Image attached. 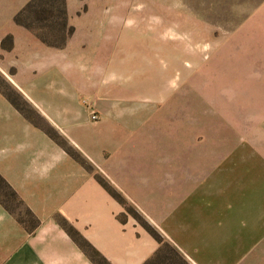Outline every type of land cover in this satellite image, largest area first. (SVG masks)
Wrapping results in <instances>:
<instances>
[{
	"label": "crops",
	"instance_id": "0c3cea01",
	"mask_svg": "<svg viewBox=\"0 0 264 264\" xmlns=\"http://www.w3.org/2000/svg\"><path fill=\"white\" fill-rule=\"evenodd\" d=\"M29 1L0 0V75L47 122H84L81 101L88 98L104 121L126 119L128 109L123 118L120 107H130L134 93L127 91V78L120 93L116 74L121 61L144 56L136 53V36L151 29L122 20L118 1L66 0L72 30L55 45L14 21ZM105 64L110 74L97 79ZM77 128L69 136L90 163L75 150L83 163L73 158L0 90V175L39 221L29 230L0 204V264H95L62 218L110 264H264L262 151L244 145L225 150L183 193L182 177L164 178L157 187L150 178L137 180L133 163H106ZM102 182L137 206L146 226Z\"/></svg>",
	"mask_w": 264,
	"mask_h": 264
},
{
	"label": "rangeland",
	"instance_id": "374dc122",
	"mask_svg": "<svg viewBox=\"0 0 264 264\" xmlns=\"http://www.w3.org/2000/svg\"><path fill=\"white\" fill-rule=\"evenodd\" d=\"M35 1L18 20L47 42L63 44L62 35L72 30L67 31L66 0ZM88 1H118L122 20L133 19L136 28L151 29L150 34L136 36V53L144 56L129 58L126 64L121 61L116 74L120 93L123 78L128 79L127 91L134 93L129 97L131 106L120 107L123 118L128 109V117L104 121L94 99L88 98L81 101L87 110L84 122H47L0 75V86L16 93L13 96L23 101L37 124L90 163L70 138L81 126L106 163H133L136 179L150 178L157 187L164 178L182 177L183 193L204 178L225 150L244 145L264 155V0ZM9 39L5 37L2 44L9 46ZM109 69L105 64L97 79H105ZM159 88L164 90L160 97ZM98 139L103 140L100 145ZM194 162L199 163L197 169ZM6 194L1 188L0 195L30 224L24 207ZM185 196L177 194L178 199ZM126 203L135 211L130 210L129 216H139L138 207Z\"/></svg>",
	"mask_w": 264,
	"mask_h": 264
},
{
	"label": "trees",
	"instance_id": "16d2710c",
	"mask_svg": "<svg viewBox=\"0 0 264 264\" xmlns=\"http://www.w3.org/2000/svg\"><path fill=\"white\" fill-rule=\"evenodd\" d=\"M34 2H36L35 0H30L29 2H27L25 4V6L23 7L22 10H20L18 13L15 14L14 16V21L22 24L19 20H18V16L22 13V11H24L26 8H30L31 6H33ZM23 25V24H22ZM28 26V25H25ZM39 34V33H38ZM40 35V34H39ZM41 36V35H40ZM42 37V36H41ZM43 38V37H42ZM47 41V40H45ZM3 44H4V40H3ZM0 90L1 92L9 99V101L21 112L23 113L27 118H31L27 113H26V105H23V101L13 96V91H9L8 88L4 89L3 87L0 86ZM16 94V93H15ZM32 119V118H31ZM32 122L37 125L40 126L39 124H37L33 119ZM43 130H45V132L51 136L52 138H54L56 140V142L58 144H60L61 146L65 147V145H63L58 139H56V137L50 133L48 130H46L45 128H43L42 126H40ZM65 149L67 150V152L73 157L75 158L77 161L83 163V160L79 157V155L74 152L71 151L70 149H68L67 147H65ZM100 181H102L100 179ZM103 185L110 191V193L124 206L125 210H127L128 212H130V210L133 212L134 210L129 207L126 203V201L123 199V197L121 195H119L115 190H112L105 182H102ZM3 188L5 193H7L6 195L8 197H10L11 199H13L18 206H23L25 211L29 214L30 218H32V222L29 224L28 221L21 215V213H16V210L12 208V206L9 204L8 199L2 197L0 195V204L11 214L13 215L16 220L21 223L24 227H26L29 230H32V228H34L37 224H38V219L35 217V215L32 213V211L23 203V201L19 198L18 194L15 192V190L10 186V184L0 175V189ZM135 212V211H134ZM135 217H138V215H136L135 213ZM121 219H123V215L121 214L120 216ZM60 222L62 224V226L66 229V231L69 233V235L79 244V246L81 247V249H83V251H85L89 257L92 259V261L95 264H110L105 257H103L89 242H87L85 239H83L78 232L70 225L67 223V221L65 219H60ZM143 225L146 226V224L142 221L141 222ZM153 234L156 235V233L154 231H152Z\"/></svg>",
	"mask_w": 264,
	"mask_h": 264
},
{
	"label": "built area",
	"instance_id": "2783aa9c",
	"mask_svg": "<svg viewBox=\"0 0 264 264\" xmlns=\"http://www.w3.org/2000/svg\"><path fill=\"white\" fill-rule=\"evenodd\" d=\"M93 117H96V115L93 113Z\"/></svg>",
	"mask_w": 264,
	"mask_h": 264
}]
</instances>
